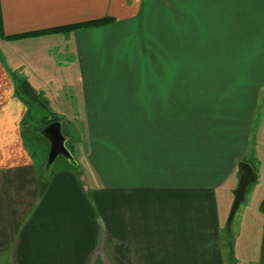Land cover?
<instances>
[{
  "label": "crops",
  "instance_id": "obj_1",
  "mask_svg": "<svg viewBox=\"0 0 264 264\" xmlns=\"http://www.w3.org/2000/svg\"><path fill=\"white\" fill-rule=\"evenodd\" d=\"M151 1L156 11L158 1ZM180 2V25L187 33L206 26L217 38L225 30L229 60L237 54L239 6L247 12L243 37H264V16L260 23H250L264 0ZM149 3L0 0L5 37L111 19L64 33L0 40V258L11 264H225L218 233L233 200L231 187L223 184L236 175L237 186L238 165L249 155L246 144L257 90L247 95L245 85L225 86L215 113L212 103L218 94L210 96L213 101L200 97L213 91L210 86L157 84L152 76L162 71L168 80L170 73L167 67L157 68V57L149 62L151 74L141 71L139 83H124L127 60L133 69L136 58L140 64L142 57L135 33L139 9L143 6L145 29L155 28L158 21L153 11L148 14ZM170 55L163 56L168 66L177 56ZM189 61L182 59L179 67ZM142 76L148 77L146 83ZM23 80L51 112L65 110L69 119L96 126L88 154L99 175L92 180L94 189L88 191L69 169L46 181V171L37 165L24 134L31 104L17 89ZM195 105L202 110L201 132L191 144L188 138L175 145V125L181 123L176 113H190ZM115 124L117 133L110 127ZM258 157L254 180L263 185V192L252 211L257 236L245 264H264V213L258 210L264 200V151ZM116 172L118 186L110 187ZM110 236L117 239L115 262L107 258L109 250L101 246L96 252L95 247L99 237L102 245Z\"/></svg>",
  "mask_w": 264,
  "mask_h": 264
},
{
  "label": "rangeland",
  "instance_id": "obj_2",
  "mask_svg": "<svg viewBox=\"0 0 264 264\" xmlns=\"http://www.w3.org/2000/svg\"><path fill=\"white\" fill-rule=\"evenodd\" d=\"M156 1H158L159 4V7L157 6L158 9L155 11L154 4L152 5L151 0H149V2L151 3L152 7L149 6L148 9V14L149 12L153 11L152 17L158 18V21H155V23H153L155 28L145 29L143 27L142 20L143 16H145L143 6L139 9V12L137 14L138 26L135 29V33L141 40L142 57L140 60V64L136 58L133 69L129 65V60H127L128 66L124 83H139L140 72L142 71V75L145 73H150L149 62H151V60L153 62V58L157 57V68L164 71V69L167 67L170 72L168 80H166V76H161L160 74V72L162 71L159 72L157 70L159 73L157 72L156 77L152 76L153 80H155L156 78L157 84H162L164 81H169L175 84H188L194 86L202 85V87L208 85L213 88V91L203 93L200 97H202L201 100L206 99L207 101L208 99H211L210 96H215L216 94H218L217 97L215 96L216 98L212 103V105L215 107L212 109V111L215 113L220 111V109L218 108V106L220 105L218 104V101L224 95L221 92L222 90H225V86L238 85L240 88L241 85H245L246 87L244 88L248 92L247 95H249L250 90H257V98L254 104L253 120L251 122L252 127L251 131L249 132V139L247 140L246 144L247 153H249V155H247L246 158L251 157L255 158L258 161V171L260 165L258 156L261 155V153L264 151V141L262 139V126L264 132V37L262 38V35H260L259 33L251 34L253 37H249L248 39L246 37H243V34L241 33V25L245 26V24L248 23L244 17L247 12L246 10H241L242 8L239 6L240 10L238 12V38L234 39L236 44L238 43L237 54L236 57L234 55L233 60H229L228 54L230 39H226L228 40V44L225 43V37H223L225 35V30H221V35L219 33V36L217 38L213 36L214 30L210 29L209 27V29H206V26L195 30L191 28L189 33H187V27H182L180 25L179 16L182 15V4L180 2L181 0ZM226 4L229 6L228 3ZM253 14L257 16L259 15V18L255 17V15L253 17L251 16L250 23H252L253 21L255 23H260V21H262L260 17H262V15L264 16V4L261 3L260 7L256 11L254 10ZM222 16H226L225 11H223ZM147 21L149 24V20ZM192 24L193 23L189 22V25ZM195 25L196 23H194L192 26L194 27ZM207 26H209V24H207ZM181 31H183V33ZM5 39L9 40L11 38L5 37V35L0 31V40L4 41ZM14 40H19V38ZM128 50L129 49L127 47V51ZM170 54H174L175 56H177L173 62H168V66V64H166L165 58L169 59L171 57ZM164 55L165 58L163 57ZM182 59L190 60L189 63H187L189 65H185L187 68L179 67L180 63L182 64ZM162 63L166 64L165 67L162 66ZM183 69L185 72L187 71L186 74L183 73ZM114 80L116 81V76L114 77ZM147 80L148 77L142 76V83H146ZM39 97V100L44 103V100H42L41 98L42 96ZM213 99L211 100L213 101ZM30 103L31 114L28 124L26 126L23 125L24 134H26L27 137L29 136L30 138V151L31 153L35 154L37 165L43 167L46 171V181L53 173L59 170L69 169L79 178L81 184L83 186H86L88 191L90 190L91 186L94 189V187L96 186H94V184L92 185V180L94 178L99 179V175L96 174L93 167L89 163L88 154L90 153V133H95L97 131L94 130L96 126H88L83 123H77L76 120L72 118L69 119L67 117V115L65 114V110H58L59 112H57L56 114L61 118L59 121L53 122L56 123V125H54L56 129L50 127V129L48 130V126L50 125L48 124L44 129L39 131L37 129L41 126V116L44 114V111L37 107L34 103ZM49 103L52 104L53 101ZM67 111H69V109H67ZM190 111L191 112L188 113V111L185 109H179L176 113L177 117L181 118L180 120L176 119V122H181L179 124L181 126L175 125L177 129L174 135L175 140H177V142H175V145H178V142L180 141H188V138L189 143L191 144L193 140L197 139L196 137L198 133L201 132V130L199 129L200 127L202 128V125H199L198 122H200V119H202L200 117L202 110L195 105V107L191 108ZM216 119L219 120V118ZM110 127L111 130L114 131V133H117V131H119L118 125L116 124L111 125ZM89 128L92 131H89ZM130 129H133V127H131ZM57 136L61 140V145L63 146L62 149H57L55 147V145L57 144L56 142H58ZM194 142L196 143L197 141ZM87 163H89V165ZM145 168H149V166H144V169ZM235 176L236 175L231 176L230 178H228L226 183L223 184V186H225L226 184L227 188L231 187L230 191L232 193L233 201L237 190V186H235L237 177ZM113 178L115 180V183L111 184L110 187H117V172L114 173ZM262 188L263 185L259 184V181L257 180H254L247 186L244 198L237 207L230 222H228V217L233 201L225 212V218L222 222V228L218 233L219 243L223 251L225 264H245L246 262V256L250 253V245L253 244V240H255L257 236V224H255V221L251 219L253 216L252 211L253 209L255 210V207L257 206L255 201L258 197V194L260 195L263 192ZM252 189L254 190V193H256L255 195L254 193H251ZM259 212L262 213L260 210ZM252 226L253 229H250ZM100 229L101 227H99V230ZM100 237L98 239V243L95 246L97 247L96 252L98 250L100 251L102 246L103 248L107 249V251L109 250L107 258L111 262L112 260L115 262V260H117V239L113 236H110L108 238L105 237L104 243L101 245ZM107 239H109L110 243H108ZM114 254L115 258H113ZM0 264L11 263L8 262L7 258L2 257L0 258Z\"/></svg>",
  "mask_w": 264,
  "mask_h": 264
},
{
  "label": "water",
  "instance_id": "obj_3",
  "mask_svg": "<svg viewBox=\"0 0 264 264\" xmlns=\"http://www.w3.org/2000/svg\"><path fill=\"white\" fill-rule=\"evenodd\" d=\"M20 89H21L22 93L24 94V96L30 102L34 103L37 107H39L44 112H48L47 107L45 106V104L42 101L39 100L37 94L35 93L34 89L32 88V86L29 84V82L27 80H23L21 82ZM54 125H56V123H51L48 126V130L50 129V127L55 128ZM57 140H58V142H56L57 144L55 145V147L57 149H62L63 146L61 145V140L59 139L58 136H57ZM238 173H239V181H238L237 190L235 193V198H234L233 204H232L231 209H230L228 222L231 221L237 207L239 206V204L243 200L247 186L250 183H252L255 179V177L253 175V169L246 162L239 163Z\"/></svg>",
  "mask_w": 264,
  "mask_h": 264
},
{
  "label": "trees",
  "instance_id": "obj_4",
  "mask_svg": "<svg viewBox=\"0 0 264 264\" xmlns=\"http://www.w3.org/2000/svg\"><path fill=\"white\" fill-rule=\"evenodd\" d=\"M110 20L111 19L106 18V19L95 20V21L80 23V24H74V25L60 27V28H53V29L44 30V31L29 32V33L18 35V36H12L10 38L11 39H18V38L20 39V38H25V37H34V36H40V35H45V34H51V33H64V32H69V31L79 29V28H83V27H91V26H96V25H100V24H105V23L110 22ZM0 31H1V24H0ZM17 89L19 90L20 88L17 87ZM19 92H20V90H19ZM22 96H23V94H22ZM23 98H25V97L23 96ZM60 118H61L60 116H58L54 112H51L50 110L47 113L44 112V114L41 116V121H42L41 126L37 130L41 131L48 124L59 121ZM242 161L248 163L251 166V168L253 169V175H254V177H256V172L258 169V161L255 158H251V157L245 158ZM259 210L262 213H264V200H262L261 203L259 204Z\"/></svg>",
  "mask_w": 264,
  "mask_h": 264
}]
</instances>
